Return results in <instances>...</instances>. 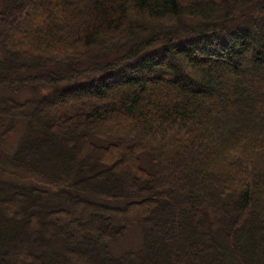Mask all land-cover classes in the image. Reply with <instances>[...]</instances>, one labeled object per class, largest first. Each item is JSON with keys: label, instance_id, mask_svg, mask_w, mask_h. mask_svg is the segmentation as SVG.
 <instances>
[{"label": "trees", "instance_id": "trees-1", "mask_svg": "<svg viewBox=\"0 0 264 264\" xmlns=\"http://www.w3.org/2000/svg\"><path fill=\"white\" fill-rule=\"evenodd\" d=\"M0 264H264V0H0Z\"/></svg>", "mask_w": 264, "mask_h": 264}, {"label": "rangeland", "instance_id": "rangeland-1", "mask_svg": "<svg viewBox=\"0 0 264 264\" xmlns=\"http://www.w3.org/2000/svg\"><path fill=\"white\" fill-rule=\"evenodd\" d=\"M15 136H11L7 137V141L8 143L4 146L5 150H7V148L10 146L9 144H12L15 139H17ZM140 232L138 229L132 228L130 231H128L124 236H122L119 240L118 243L115 244V247H117V249H123V248H128V247H132L134 246L139 238Z\"/></svg>", "mask_w": 264, "mask_h": 264}]
</instances>
